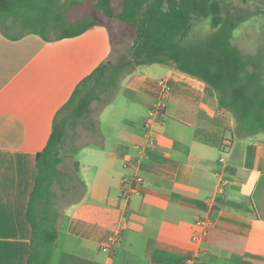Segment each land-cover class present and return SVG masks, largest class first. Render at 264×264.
I'll list each match as a JSON object with an SVG mask.
<instances>
[{
    "label": "crops",
    "instance_id": "0c3cea01",
    "mask_svg": "<svg viewBox=\"0 0 264 264\" xmlns=\"http://www.w3.org/2000/svg\"><path fill=\"white\" fill-rule=\"evenodd\" d=\"M112 40L100 21L47 40H11L0 28V264H27L37 156L78 85L114 53ZM159 103L164 121L153 116L147 132ZM88 117L74 156L85 192L58 219L50 264H264V133L242 137L213 88L143 66ZM138 176L140 194L127 202L122 180Z\"/></svg>",
    "mask_w": 264,
    "mask_h": 264
},
{
    "label": "trees",
    "instance_id": "16d2710c",
    "mask_svg": "<svg viewBox=\"0 0 264 264\" xmlns=\"http://www.w3.org/2000/svg\"><path fill=\"white\" fill-rule=\"evenodd\" d=\"M28 1L0 0V28L3 30V24H9V29L24 26L17 35L3 30L4 36L17 40L33 33L49 39L42 31L27 27L32 21L28 19L32 10ZM95 9L109 20H119L133 27L135 40L131 56L114 61L112 54L78 85L58 112L49 142L37 156L35 185L27 208V220L32 229L27 264H50L52 260L61 216L54 186L63 183L59 166L63 162L67 129H72L75 136L77 127L87 118L93 103L101 100L102 94H107L104 106L113 101L122 78L135 71L124 74L130 65L171 66L203 81L217 92L220 106L233 115L236 130L242 137L264 133V57L243 54L235 46V32L243 18L225 13L223 0H124L119 13L114 11L112 0H96ZM48 11L43 15L42 24L49 29L53 26ZM199 20H209L213 31L194 45L184 46L195 21ZM60 22L59 15L54 26ZM98 23L87 14L68 23L62 35H79ZM112 44L115 46L114 39ZM75 179L79 186L74 187V195H70L67 205L85 192L84 182L78 176Z\"/></svg>",
    "mask_w": 264,
    "mask_h": 264
},
{
    "label": "rangeland",
    "instance_id": "374dc122",
    "mask_svg": "<svg viewBox=\"0 0 264 264\" xmlns=\"http://www.w3.org/2000/svg\"><path fill=\"white\" fill-rule=\"evenodd\" d=\"M29 0L28 4L32 6L31 19L27 27L37 29L47 34L49 37H55L62 34L68 23L78 21L87 14L92 15L93 20L107 23L115 40L114 53L112 60H119L121 57L131 56V49L134 44L135 35L133 27L119 21L109 20L102 12L95 9L96 0ZM222 1V0H221ZM124 0H112L113 9L115 12H121ZM225 13L232 14L243 18L239 28L235 32L234 44L243 54L258 55L264 57V0H223ZM49 10V19L51 28L45 27L42 24V18L45 11ZM66 10H69L65 12ZM60 15V24L56 26V19ZM10 22V21H9ZM3 30L12 34L21 33L24 29L23 25L14 29H9V24H3ZM56 28V29H55ZM213 30L209 20L195 21V26L187 37L184 46L194 45L211 33ZM141 67L130 65L124 72L128 73L131 70H136ZM107 94H102L101 100L95 101L91 107V111L87 115L90 118L96 115L104 106V101ZM88 121L82 120L74 132L72 129H67V137L63 146L62 159L63 162L59 166L62 174V184L54 186L55 192L58 194V207L60 213L64 211L70 199V195H74V187L79 184L75 179L77 176V168L75 163V142L77 134H80L86 129Z\"/></svg>",
    "mask_w": 264,
    "mask_h": 264
},
{
    "label": "built area",
    "instance_id": "2783aa9c",
    "mask_svg": "<svg viewBox=\"0 0 264 264\" xmlns=\"http://www.w3.org/2000/svg\"><path fill=\"white\" fill-rule=\"evenodd\" d=\"M167 92H168V88L165 89L164 95H166ZM163 105L164 104L159 103L154 109L150 110L149 119L145 123V130L147 132L151 130V126H152L151 118L153 116L160 117V120L164 121L163 120V118H164V113H163L164 106ZM154 145H155V142L153 140L150 141V146L153 147ZM133 166L134 165L132 163H130L126 167H132L133 168ZM142 183H143V180L139 176L135 177L133 179L122 180V189H123L122 198L125 201L129 202L134 196L140 194V186L142 185ZM208 202H210V200H208ZM211 224H212L211 219H207L204 222L203 221L197 222V225L199 227H204V228L210 227ZM203 236H204V233H203ZM195 240L200 241L201 237H196Z\"/></svg>",
    "mask_w": 264,
    "mask_h": 264
}]
</instances>
